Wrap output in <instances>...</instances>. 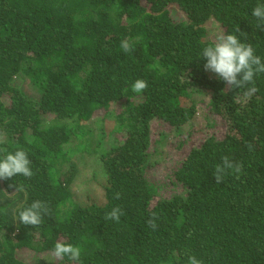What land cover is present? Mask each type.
I'll return each mask as SVG.
<instances>
[{"label": "trees", "instance_id": "trees-1", "mask_svg": "<svg viewBox=\"0 0 264 264\" xmlns=\"http://www.w3.org/2000/svg\"><path fill=\"white\" fill-rule=\"evenodd\" d=\"M258 3L0 0V158L22 149L34 173L0 180V264H46L18 251L48 256L57 241L80 247L81 256L56 264H187L189 255L203 264H264V74L245 96L246 88L230 90L206 72L200 55L214 42L206 26L213 20L264 61V30L251 15ZM137 79L147 81L142 93L132 91ZM200 102L221 117L225 133L207 134L179 156L163 178L176 189L151 205L159 186L147 176L156 163L150 122L178 129ZM98 110L99 123L87 128ZM110 115L114 128L106 126ZM98 137L112 143L103 148ZM224 156L243 169L240 179L217 184ZM86 168L98 188L83 186L80 203L71 189ZM36 200L49 213L39 226L20 224L18 212ZM116 206L124 212L119 223L105 220ZM153 213L155 229L147 224Z\"/></svg>", "mask_w": 264, "mask_h": 264}, {"label": "clouds", "instance_id": "clouds-1", "mask_svg": "<svg viewBox=\"0 0 264 264\" xmlns=\"http://www.w3.org/2000/svg\"><path fill=\"white\" fill-rule=\"evenodd\" d=\"M251 15L256 18V27L264 30V3H258L252 9ZM236 31L240 33V36L247 38V33L241 32L239 27L236 28ZM120 47L125 53H132L134 50L127 40H122ZM200 55L205 60L204 70L214 73L218 79L225 82L228 89L246 88L245 96H251L258 91L255 77L264 74V61L255 54L250 43L243 42L237 35L218 31L215 33L214 42L204 47ZM249 85L251 87H248ZM147 86V81L137 79L131 88L135 93H142ZM4 141V136L0 135V143H4ZM247 147L251 151L254 146L249 143ZM30 164L28 154L22 149L6 153L0 158V180H8L18 175L30 178L34 174ZM242 169V162L224 156L222 162L215 166L213 172L215 182L217 184L222 183L228 175H234L236 179H240ZM9 186L12 187L13 185ZM15 190L23 191V186H15ZM115 198L119 199L120 193H116ZM49 211L50 209L45 202L33 201L18 212L19 223L25 226H39ZM122 215H124L123 210L116 206L105 213L104 219L119 223ZM147 224L153 229L157 227L155 213L147 220ZM80 256V247L64 241H57L52 249L53 261L63 260L65 257L70 261H79ZM187 264H203V262L195 255H189Z\"/></svg>", "mask_w": 264, "mask_h": 264}, {"label": "rangeland", "instance_id": "rangeland-1", "mask_svg": "<svg viewBox=\"0 0 264 264\" xmlns=\"http://www.w3.org/2000/svg\"><path fill=\"white\" fill-rule=\"evenodd\" d=\"M206 26L209 31L208 36L212 41H214L216 32L223 31L222 27L213 20H208ZM19 84L24 85L25 91L31 93V95H35L34 89L31 87V85H28L23 80H20ZM121 108L122 105L118 103L112 108L111 112L113 113ZM103 112V110L94 111L91 117L85 121L87 128H92L97 124V121L99 123L101 114H103ZM42 117L46 122L50 121V117ZM114 125L115 121L112 115H110L109 122L106 123V126H111L110 128H114ZM225 130L226 125L221 117L208 111L207 107L201 102L197 104V113L194 118L178 129H174V127L169 126L166 123H158L157 121L152 120L149 125L151 140L150 147L152 146L153 150H155L156 155L154 158L156 159V163L151 165V167L148 169L147 176L150 180H153L158 184L159 189L158 193L153 196L151 204H154L159 196H168L173 190L176 189L170 184L163 182V178L169 170L170 165H172L174 161L179 158V156H184L190 147L198 145L207 134H214L217 137H222L225 133ZM112 135L119 137L122 134L120 132H113ZM99 143L103 148H107V145H110L112 142L108 141L107 138H99ZM96 145L97 142L94 140L93 144H91V147H95ZM83 158V160H85V157ZM88 167L93 169L92 164H88ZM90 169L86 168L84 170H80L79 175L76 176L74 183L72 184L71 190L75 196L77 195L76 199L80 203L84 196V192L82 191L84 190L83 186H97L95 182L90 180L92 177ZM95 181L97 182V179H95ZM17 255L24 260L31 261H33V258L39 256L41 259L46 260V264H56L57 261L52 260V254L46 256L45 254H36L25 249L18 251Z\"/></svg>", "mask_w": 264, "mask_h": 264}, {"label": "bare ground", "instance_id": "bare-ground-1", "mask_svg": "<svg viewBox=\"0 0 264 264\" xmlns=\"http://www.w3.org/2000/svg\"><path fill=\"white\" fill-rule=\"evenodd\" d=\"M77 196V195H76Z\"/></svg>", "mask_w": 264, "mask_h": 264}]
</instances>
